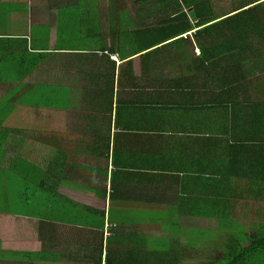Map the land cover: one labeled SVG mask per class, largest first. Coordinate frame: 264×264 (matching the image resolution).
Returning a JSON list of instances; mask_svg holds the SVG:
<instances>
[{"label":"crops","instance_id":"0c3cea01","mask_svg":"<svg viewBox=\"0 0 264 264\" xmlns=\"http://www.w3.org/2000/svg\"><path fill=\"white\" fill-rule=\"evenodd\" d=\"M110 2L117 3L114 14H133L136 26L124 32L108 23ZM152 3L159 14H175L172 0H0V264H154L148 246L154 239L155 244L156 239H163L170 259L179 256L171 264H192L193 258L196 264H204L206 246L201 245L206 240L187 235L179 220L205 218L171 214L157 220L152 211L168 212V206L110 202V180L123 172L113 160L112 138L119 130L115 123L110 127L89 121L92 110L87 95L96 91L94 79L102 82L104 71L115 64L117 102L119 72L126 61H132V78H120V93L132 110L133 122L128 125L135 129L124 139L133 143L131 171L137 174L143 164L163 163L171 168L166 174H173L174 182L184 183L183 187L180 183L179 187L176 183L165 186V193L185 198L180 201L185 210L204 208L203 164H188L190 156L197 158L206 131V81L202 74L188 73L202 64L203 44H165L164 57L158 56L165 66L163 75L144 76L139 46L132 38L136 27L141 29L140 20L156 18ZM192 10L183 7L182 11L190 14ZM142 14L155 15L140 18ZM243 52L234 55L243 72L228 82L264 87V44L249 45ZM146 81V105L153 112L139 121L135 110L139 111L141 100L135 93ZM211 89L218 92L215 86ZM238 96L258 98L248 89ZM259 96L264 97L263 93ZM213 107L214 121L208 123L223 133L231 131L236 121L222 117L228 110ZM216 113H220L217 121ZM108 135L112 142L107 156ZM137 140L148 141V155L146 144L138 148ZM118 159L125 163L123 151ZM178 166L182 171L176 178ZM138 180L134 177L130 185L141 186ZM242 182L251 193L249 181ZM231 203L236 206L232 210L246 211L232 221H246L247 226H253L256 217L247 212L264 211L262 199ZM110 210L125 217L109 219ZM147 210L150 217L141 219L140 212ZM162 221L175 225L179 233L156 236L140 229ZM259 221L264 226L263 213ZM259 259L262 264L264 255Z\"/></svg>","mask_w":264,"mask_h":264},{"label":"trees","instance_id":"16d2710c","mask_svg":"<svg viewBox=\"0 0 264 264\" xmlns=\"http://www.w3.org/2000/svg\"><path fill=\"white\" fill-rule=\"evenodd\" d=\"M173 5L175 14H161L164 17L163 19L160 14H157L155 17L160 19L157 21L156 26L143 27L135 31L132 39L139 46L138 54H141L142 74L144 76L163 75L165 66L163 61L158 59V56L164 57L165 44L182 42L203 44L202 64L191 67L190 69L193 70L188 71V73L202 74L206 81L203 105L206 131L204 144L198 147L197 158L195 159V154H193L189 157L188 164H194L196 161L198 166L203 164L204 208L198 210L187 208L185 210V206L180 203L185 198L176 193H165L164 190L167 189L164 188L165 186L176 183L179 187L180 183L183 187L184 183L178 179L174 182L173 174H166L171 172H166L171 168H166L163 163H155L157 166L143 164L137 174L131 171L130 158L133 143L124 139L135 129L130 128L128 125V122H133L132 110L127 105V98H123L120 93L123 90V83L120 78L123 75L132 78L134 75L132 61H126L119 72L117 102L115 100L116 65H109L104 71L102 82L99 81V78L94 79L96 81L94 83L96 91L94 89L93 93L87 95L90 96L88 104L90 110H92L89 114V121L97 124L103 122L110 127L115 123L120 131L112 138L114 142L113 160L117 170L123 172L119 176L113 174V178L110 180L112 193L109 194V199L112 204L144 203L145 205L168 206V212L165 210L160 211L163 213L160 216L161 220H164L168 216L167 214H172L173 217L188 214L225 222V220L233 218L234 209L232 210V208L234 205L231 203L232 200L262 199L264 201V127H262L264 126V97L259 96L260 93L264 95V87L252 82H248L247 85L238 81L235 83L236 81L232 80L228 82L230 78H236L238 72H243L234 55L244 53L243 51L249 45L264 44V0H243L238 6L233 5L222 13H217L212 0H197L188 3L176 1ZM183 7L192 8L193 10L190 14H185L182 11ZM218 14L220 16L217 17ZM193 30L196 31L192 36L183 38L184 34ZM235 45L236 47H233ZM257 52L261 53V51ZM226 54L230 55L227 57L221 56ZM131 84L130 82V86ZM213 86L218 92L212 91ZM147 87L148 82L146 81L140 89H136L135 93L141 100L139 111L135 110L139 121L146 120L153 112L146 105L149 99ZM136 88H138L137 85ZM247 89L255 91L258 98L254 100L238 96ZM224 104H230L231 106L223 107ZM214 105H217L215 107L217 111L218 108L228 110L222 112V117L227 122L231 119L236 121L233 122L231 131L223 133L222 130L214 129V126L208 123V121H214ZM239 111L242 114L238 116ZM164 115L165 112L160 117L163 118ZM218 117H220V113H216V121ZM110 131L112 129L109 128L108 132L110 133ZM95 132L98 133L99 130ZM112 139H110V135L107 136V156L110 149L109 142H112ZM136 142L138 148L146 144L148 155V141L137 140ZM121 144L123 146L120 148ZM160 150L163 156L162 146ZM122 151L126 160L125 163L118 159ZM176 164L178 163H173L172 166H177ZM177 171L176 178L179 177L178 173L182 169L179 167ZM134 177L139 178L138 182L141 186L134 188L130 185L131 179L134 181ZM246 180L249 181V187L252 188L251 193L246 192L244 186H241L242 181L246 182ZM149 185L152 186L151 189H149ZM104 197H106V194H104ZM218 207L220 209H217ZM116 213L110 210L109 219L125 217L116 215ZM125 213L127 214V212ZM148 213L151 214V212ZM253 215H255V212H253ZM246 227L256 226L248 225L244 228ZM192 232L193 235L204 238L203 230L193 229ZM242 236L243 238L232 241L225 258L216 263L244 264L249 260L253 264H261L259 257L264 253V238H256L255 234L254 236L252 234ZM162 240L156 239L157 249L154 250L155 252L151 250L149 253L155 260L154 264H171L179 256L176 254V257L171 256L173 259H170L168 246ZM142 264L148 263L142 262Z\"/></svg>","mask_w":264,"mask_h":264},{"label":"rangeland","instance_id":"374dc122","mask_svg":"<svg viewBox=\"0 0 264 264\" xmlns=\"http://www.w3.org/2000/svg\"><path fill=\"white\" fill-rule=\"evenodd\" d=\"M172 1L175 3L177 0H172ZM212 1H213V4L215 6L217 13H222L226 11L227 9H229V7H232L233 5L238 6L240 3L243 2V0H212ZM244 1H253V0H244ZM108 5H109L108 23L110 24L114 23L116 27L124 29V32L127 30L130 31L134 26H136V19L134 21L133 14L122 13L121 11H119L118 14H114L116 11L117 3L110 2ZM151 5H153L152 10L155 13L159 14L160 10L156 7V3H152ZM143 15H145L146 17H152L155 14H142L139 17L141 18ZM160 16L162 15L160 14ZM216 16L218 17L220 15L218 14ZM163 18L164 17L162 16V19ZM149 19L150 18H147L145 20H140V27L141 28L154 27L156 26V24L158 23L157 21L160 18L150 19V20ZM137 28L138 27H136L135 31H137ZM240 209L238 211L233 210V213H232L233 217H238L239 214L246 213V211L241 212ZM261 213L264 214V211L255 212L256 217H254V220L251 221V223L253 226H256V227H249V228L248 227L244 228L245 226H247L245 223L246 221H239V220L232 221L233 218L225 220V222H219L216 220H208V219H197V220L184 219V220H181V222L179 220V224L182 226L184 230H187L188 232L187 235L188 234L192 235L193 232L191 231L193 229L194 230L199 229V230L204 231L203 237H204V240H206V243H203L201 246L202 247L206 246V250H205V261L203 262L204 264H215L216 262H219L225 258V256L227 255V250H229L228 248L232 245L231 244L232 241L243 238L242 235L252 234L254 236L255 234L256 238H259V239L264 238V226H261L260 225L261 221H259V215ZM152 214L155 217V219L160 218V216L163 215V213L159 212V210L157 211L153 210ZM247 214H253V212H247ZM167 215L169 216L170 214H167ZM140 216H141V219L149 218L150 214L147 211H141ZM140 229L144 231L146 230L150 231V234H154L156 236L157 235H167L169 233H174V234L179 233L178 231L179 228H176V226L170 223L169 221H165V224H163V221H162L161 223L156 224L154 227L151 226V228H149L150 230L143 225L140 227ZM183 234H186L185 231ZM230 239L232 240L229 241ZM148 246L150 247V250L152 251L156 250L157 248L155 244V239L150 241V244H148ZM262 255H264V253L261 254L260 257H262ZM192 262H193L192 264H196V260L194 258ZM246 263L250 264L252 263V261L248 260L246 261ZM262 264H264V260H262Z\"/></svg>","mask_w":264,"mask_h":264}]
</instances>
